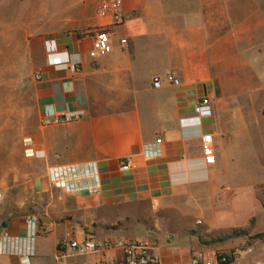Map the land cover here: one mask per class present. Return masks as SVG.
Wrapping results in <instances>:
<instances>
[{
  "label": "crops",
  "instance_id": "0c3cea01",
  "mask_svg": "<svg viewBox=\"0 0 264 264\" xmlns=\"http://www.w3.org/2000/svg\"><path fill=\"white\" fill-rule=\"evenodd\" d=\"M109 1L3 4L12 6L6 12L19 31L40 33L45 54L35 70L40 79L29 80L30 103L18 87L16 105L0 108V236L23 237L27 217L38 218L33 255L23 261L3 253L0 240V264H83L100 255L58 258L57 240L116 236H140L164 263L196 255L213 261L216 249L201 244L196 229L217 233L256 218L253 233L264 232V0H120V23L102 9ZM99 27L109 32V49L92 58ZM49 40L51 60L78 61L77 73L48 61ZM168 72L179 84L153 88L152 78ZM203 96L211 97L212 116L181 127ZM71 113L81 114L57 121ZM203 134L212 138L211 161ZM26 138L37 155L25 154ZM122 158L129 170L119 169ZM72 165L96 166L97 194L53 187L49 169ZM141 204L151 225H125ZM247 256L230 264H251Z\"/></svg>",
  "mask_w": 264,
  "mask_h": 264
},
{
  "label": "built area",
  "instance_id": "2783aa9c",
  "mask_svg": "<svg viewBox=\"0 0 264 264\" xmlns=\"http://www.w3.org/2000/svg\"><path fill=\"white\" fill-rule=\"evenodd\" d=\"M102 9H106L114 17L115 22L120 23L123 20L121 12L120 0H111L107 5H103ZM93 46L89 52L92 58L103 56L109 49V32L104 27H99L93 32ZM46 52L48 61L51 64H67L73 74L78 72L79 62L69 63L68 60L52 61L51 55L56 51V47L52 40L47 41ZM35 79H40V74H35ZM166 80L172 85H178L179 79L174 72H168L164 77L154 76L152 78V87L158 89L162 85V81ZM81 113H71L57 118V121H64L80 116ZM213 114L212 100L210 96H203L194 106L193 113L189 117H181L179 120L181 127L198 126L205 118L211 117ZM204 144L203 154L205 161L213 160V144L210 134L202 135ZM161 139L156 140L160 143ZM30 138L24 140L25 154L29 156L37 155L31 147ZM146 149V154H156ZM120 170H129L132 167L131 161L128 158H122L118 161ZM97 169L95 165L90 167H82L77 165L52 167L48 171V178L57 189H62L65 192L73 193L80 190H86L89 194H97L100 189L98 181ZM85 179H93L92 184H82ZM2 199L0 191V202ZM27 231L23 237H11L7 233H2L0 240L2 242V252L10 253L18 256L23 261H28L33 255V241L38 231V218L35 214H30L26 220ZM57 257H63L70 252L77 256L100 255L97 260H87L83 264H217L216 256L214 260L207 259L204 256H191L181 262L164 263L161 258L152 251V248L140 238L132 237H105L96 239L93 237L77 238H60L57 240ZM117 252L118 258H108L106 253ZM225 257H220L219 261H224Z\"/></svg>",
  "mask_w": 264,
  "mask_h": 264
},
{
  "label": "rangeland",
  "instance_id": "374dc122",
  "mask_svg": "<svg viewBox=\"0 0 264 264\" xmlns=\"http://www.w3.org/2000/svg\"><path fill=\"white\" fill-rule=\"evenodd\" d=\"M8 1L10 0H0V108L3 107L5 111L16 105L18 87L20 88L22 102L30 103L31 99L28 90L29 80L35 74V70L41 64L45 54L38 31L28 29L19 31L13 25L12 16L7 14L12 6L4 5L3 7V4ZM2 9L5 10V19L3 18L4 14L2 13ZM13 95L15 96V101H12ZM7 120L8 117L6 114L5 121ZM7 131L9 129L6 128ZM17 134L18 132L14 130L13 136L16 137ZM4 145L9 153H12L16 149L10 141H6ZM263 174L262 172V176ZM261 202L263 213L264 189H262ZM131 210L133 216L125 219V222H127L125 225L131 227L141 222H145L149 226L151 225V220H145L140 213L141 211H147V205H136ZM263 216L262 214L261 218H264ZM255 223L256 218L251 220L243 228H234L217 233L198 228L195 233L198 235L201 244L207 248L216 249L215 256H233L235 260L248 253L247 259L251 261V264H264V238L257 237L258 233H253L252 230ZM239 230H244L245 234L232 236L234 231ZM229 235H231V238H227ZM138 238L142 239L140 236Z\"/></svg>",
  "mask_w": 264,
  "mask_h": 264
},
{
  "label": "trees",
  "instance_id": "16d2710c",
  "mask_svg": "<svg viewBox=\"0 0 264 264\" xmlns=\"http://www.w3.org/2000/svg\"><path fill=\"white\" fill-rule=\"evenodd\" d=\"M264 114V111H263ZM119 222L113 226H111V228H117L119 226ZM242 234H245L244 230H239V231H234V233L232 234V236H240ZM257 237L260 238H264V232L262 233H258ZM227 238H231V235H229ZM224 255H216V259H217V264H230L234 261V257L230 256V257H225L224 261H219L220 257H223Z\"/></svg>",
  "mask_w": 264,
  "mask_h": 264
}]
</instances>
